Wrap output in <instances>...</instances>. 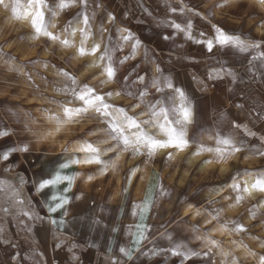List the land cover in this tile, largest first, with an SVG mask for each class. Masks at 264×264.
Instances as JSON below:
<instances>
[{"label":"crops","instance_id":"obj_1","mask_svg":"<svg viewBox=\"0 0 264 264\" xmlns=\"http://www.w3.org/2000/svg\"><path fill=\"white\" fill-rule=\"evenodd\" d=\"M100 2L104 7L95 9L97 19L92 22L93 31L99 26L101 17L105 29L111 27L113 41L119 35L115 31L116 28L128 27L137 38L142 39V47H150L152 53L157 57H162L159 62L165 70V75L169 74L167 69L172 67V64L168 63L169 55L173 62L177 61L178 55L195 56L198 63L190 64L185 61L182 65L177 64L172 75L175 76L179 73L180 83L192 99L194 115L201 125L196 129L197 139L206 147L215 146L214 137L216 135L231 134L237 140L243 138L244 149L229 156L223 163L213 162L211 164H206L203 161L212 160V154L208 152L199 156L192 154L196 150V145H191L182 152L171 150L173 159L167 162L164 157L169 150L158 152L151 161H147V157L132 156L128 153H121L117 159L113 153H106L102 159L107 160L111 156L116 164L115 168L108 169L105 175L107 181L127 182L125 177L129 169L138 166V171L132 177V187L130 189L129 185L122 187L128 190L127 193L122 189L117 192L118 190L111 187L104 195L98 192L93 185H90L89 188L71 191L67 195L69 203L65 205L66 215L63 211H58L51 216H43L42 220L38 219L32 223L30 230L26 231V243L31 244L35 252L31 255L23 251L14 255L0 254V264H112L113 261H116V264H144L143 255L133 251L135 259L130 262L120 253V248L132 247L131 240L139 238L136 225L141 223H146L149 226L148 233H146L147 241L142 242L144 249L160 239L161 235L156 236L158 214L169 210L167 207L172 206L173 198L179 196L178 190L183 188L187 181H191V183L187 184L185 191L180 194L182 204L185 205V198L205 197L197 205L187 202L183 206L182 210L187 212V219L190 222L212 229L213 225L205 224V220L208 219L205 213L208 214L214 208L223 209L221 220H237L239 214H244L246 217L247 212L243 208H237L239 205L228 207L230 203H234V200L224 199L225 196L234 198L236 195L226 187L231 183V180L217 191L201 187V184L206 180L219 179L215 176L214 170L220 164H232V161L237 157L244 158L246 161H248V156L258 157L259 155H254L253 151L256 149L264 151V121H252L246 115H240L238 118L239 128L232 126L233 116H228L227 120L223 122L217 121L219 126L214 123V114L218 116L219 113L213 107L210 97L213 96V89L218 95H224L221 90L226 87L228 81L225 80L223 83L206 81L209 86L205 88L200 81L206 78L208 72L218 65L200 46L186 42L181 34L173 32L169 24L175 21L183 26V22L187 18H191L194 25L193 34L197 38L201 31L210 37L212 25L217 24L229 32H234L237 35L242 34V38L259 40L264 37V4L260 3V0H100ZM49 3H54V0H49ZM21 4L26 5L27 0H21ZM141 4L150 12L146 14L142 11ZM193 5H198V7L193 8ZM215 5L222 6L215 7ZM181 7L185 8V13H181ZM171 8L177 10L172 12ZM188 8L199 11L200 16H194L192 12L187 11ZM76 10V8H72L67 13H60L53 21L59 27L49 30L60 32V27L63 26L66 18ZM107 12H114L117 16L114 25H109ZM125 12L128 13L127 19L124 16ZM31 31L27 22L15 20L11 16L10 9L5 10L0 6V53H6L12 57L11 63L20 68L17 72L8 71L5 58L0 56V130L6 129L10 133L8 137L0 138V148H6L21 141L30 147L28 153H17L13 161L0 162L1 172L7 167L11 168L10 164L19 165L22 161L26 164L25 160L29 159L36 164H43L45 150L49 147L47 142H52L50 147L53 148L55 155L60 159H67L72 155L80 156L81 152H78L77 149L81 141L98 143V138H102V133L97 131L102 127L99 120L90 119V124L85 126L88 129L86 128L83 140L75 138L78 132L74 125L75 121L62 123L60 131H56V126L52 131L53 138L50 141L46 140L44 111H41L44 107L39 105L45 100V83L40 79V76L45 77L52 85L59 86L57 82L61 78L55 74V69L52 67L55 65L73 74L78 83L98 85V80L103 77L100 75L101 69L93 66L94 63H98L96 57L81 58L76 55L73 48L64 49L51 42L45 43L43 38L34 40L31 38ZM168 34L172 35V39L163 40L162 37ZM108 36L109 33L105 32V39H108ZM95 39L99 42V34ZM76 41L78 44V35ZM90 44L91 41H89ZM177 45L180 46L179 50H177ZM53 48L56 49L55 54H53ZM127 51L128 49L125 47L117 55L123 57ZM261 51L264 52V49ZM216 55L220 56L219 50ZM256 55V52H249L221 57V59L228 60L229 67L244 76L246 86L241 85L240 87L244 88L245 95L240 102L245 104L246 110L253 109L254 114L257 109H264V79L261 78L264 75V69L259 67L260 60L249 64L252 57ZM66 58H68L67 63L65 62ZM37 59L48 61L49 66L46 68L40 63H28ZM140 60L141 53L138 52L136 60L129 61L120 69V72L124 73L126 68L132 64L140 63ZM249 67L254 68V73L246 71ZM148 72L149 75H155V64L148 66ZM25 73L31 75L32 82L38 87L33 86ZM252 75L255 77L254 80L249 79ZM193 77L196 79L194 80ZM115 88V84H106L98 90H114ZM29 94H32L36 100L35 109L29 107ZM57 95H59L57 97L59 100L65 99L59 93ZM111 99L121 105L131 103L122 97L113 96ZM234 99H239V97ZM225 110L231 111L233 114L237 112V109L226 98L223 99V106L219 111L224 112ZM245 126L255 135H247ZM89 130L95 132V135H90ZM191 134L192 129H189V135ZM98 146L103 147L104 145L98 144ZM65 148H67L66 152L63 151ZM86 173L94 175L92 169ZM252 178L254 180V177ZM242 180L244 177L241 178V182ZM177 182L180 184L178 185ZM160 186H163L169 195L157 198L156 207L148 215V219L145 221L140 216L134 215L137 212L134 205L141 204L146 197L151 198ZM244 196L248 202L252 201L251 197L246 194ZM210 201H216V203L210 204ZM189 204L193 205L191 209L188 207ZM196 210H200L202 214L195 215ZM22 211L31 212L28 206ZM230 212L233 214L230 215ZM52 219H55L57 223L52 224L50 222ZM61 221H63V225L60 224ZM22 228L25 229L27 226ZM10 230L11 227L7 222H0V244H10ZM73 244L77 245L75 249L72 248Z\"/></svg>","mask_w":264,"mask_h":264},{"label":"snow or ice","instance_id":"obj_2","mask_svg":"<svg viewBox=\"0 0 264 264\" xmlns=\"http://www.w3.org/2000/svg\"><path fill=\"white\" fill-rule=\"evenodd\" d=\"M260 3L264 4V0H260ZM0 6L5 10L10 9L11 16L15 20L25 21L29 24L32 30V39L43 38L45 43L51 42L64 49L73 48L76 55L81 58L86 56L96 57L98 63H94L93 66L101 69L100 75L103 77L98 80V85L78 83L75 76L69 71L62 67L52 66L55 69V74L61 78L57 82L59 86H54V91L64 96L65 99L61 101L49 99V103L58 105L61 109V114L57 115L48 109H42L41 111L48 113L47 118L56 122V131H60V125L64 122L75 121L85 117L97 119L102 125V127L97 129V131L102 133V138H98V143L87 140L81 141L77 151L84 153L83 157L73 156L58 161L57 169L50 174L49 178H41L35 182L34 186L37 192L44 193L45 189L57 187L61 181H66L67 186L62 189V192L67 193L74 177L67 174L64 170L71 165H97L100 175H106L109 168L116 167L111 156L107 160L102 159L106 153H113L117 159H119L121 153H128L132 156L147 157V161H151L158 152L169 150L164 157L165 162H167L173 159L171 150L182 152L191 145H196V150L192 154L194 156H199L204 152L212 154V160L203 161L206 164H211L213 162L223 163L229 156H233L244 149L243 138L237 140L231 134L227 136L222 133L216 135L214 137L215 146L206 147L197 139L196 129L201 127V125L194 115L192 99L180 83L179 73L175 76L172 75L177 64L182 65L185 61L190 64L198 63L195 56L188 54L178 55L177 61L173 62L171 55H169L168 63L172 64V67L167 69L169 74L165 75V70L159 62L162 57H157L152 53L150 47H142V39L137 38L128 27L116 28L115 31L119 35L113 41L111 38V27L105 29L104 21L101 17L99 26L93 31L92 22L97 19L95 9L104 7L100 0H54V3H49V0H27L26 5H22L21 0H0ZM220 6L222 5H215V7ZM140 7L146 14L150 12L142 4ZM195 7H198V5H193V8ZM72 8L77 10L66 18L63 26L60 27V32L50 31V28L59 27L53 21L60 13H67ZM176 10V8H171L172 12ZM180 11L185 13V8L181 7ZM187 11L192 12L194 16H200V12L193 11L192 8H188ZM124 16L127 19L128 13L125 12ZM208 18L210 19L211 17L209 16ZM107 20L110 26L114 25L117 16L114 12H107ZM169 27L173 32L181 34L186 42L200 46L209 55V58L214 59L216 65H218V67H214L208 72L206 78L200 81L205 88L209 86L206 81H217L220 83L225 80L228 81L226 87L221 90L224 95H218L213 89V96L210 97L213 101V107L219 113L218 116L214 114V123H217V121L223 122L227 120L228 116H233L232 126L239 128L238 118L240 115H246L252 121H264V109H257L254 114L253 109L249 108L246 110L245 104L240 102L245 95L244 88L240 87L241 85L246 86L244 76L239 75L234 69L229 67L227 59H221L222 56L227 57L229 54L256 52L257 55L252 57L249 64L251 65L253 61L260 60L259 67L264 69V52L261 51L264 49V37L259 40L248 37L242 38V34L237 35L234 32L227 31L220 25L213 24L210 37L207 33L201 31L199 38H197L193 34L194 25L191 18H187L183 22V26L181 23L173 21L169 24ZM105 32L109 33L108 39H105ZM97 34L100 36L99 42L95 39ZM77 35L79 37L78 44L76 41ZM162 39L168 41L172 39V35H164ZM89 41H91L90 45ZM125 47H127L128 51L123 57H119L117 53L123 51ZM176 47L179 50L180 46L177 45ZM217 50H219L220 56L216 55ZM52 51L55 54L56 49L53 48ZM138 52L141 53L140 63L130 65L125 69L124 73H121L120 69L122 67L127 65L129 61L136 60ZM0 56L5 58L8 71L17 72L20 70L19 66H14L11 63L13 58L8 54L0 53ZM65 62H68V58L65 59ZM28 63H40L46 68L49 66L48 61L38 59ZM151 64H155V75H149L148 66ZM246 71L254 73V68L249 67ZM25 75L32 82L31 75L28 73H25ZM261 78L264 79V75ZM40 79L46 85L49 83L43 76H40ZM193 79L195 80L196 78L193 77ZM249 79L254 80V75L250 76ZM32 83L34 87H38L34 82ZM106 84H115L116 88L114 90H98V88H103ZM113 96L122 97L131 101V103L121 105L112 102L111 98ZM237 96L239 99H234ZM225 98L237 109L235 114L228 110L219 111ZM217 126H219V123H217ZM189 129H192L191 135H189ZM245 131L249 136L255 135V133L247 130L246 126ZM89 134L95 135V132L89 130ZM9 135L8 130H0V138H6ZM98 144L104 146L100 147ZM29 151V145L22 141L6 148H0V162L8 163L14 160L17 153L25 154ZM63 151L66 152L67 148L63 149ZM253 154L264 157V151L259 149L254 150ZM13 166V164H10V167ZM137 171L138 166L129 169L125 177L129 184L132 183V177ZM86 175L88 180L94 179V176L90 173H86ZM242 177H254V180L251 183L247 180L241 182ZM226 187L236 193L234 198L230 196L224 197L226 200H234V203L228 205L230 208L238 205L245 198L244 194L250 195L252 192L264 194V169L241 170L238 168L231 177V183L227 184ZM215 190L217 189L214 188L213 191ZM122 191L127 193L128 190L122 188ZM45 195V203H47L49 214L57 213L58 211H63L65 215L67 214L65 205L69 203V198L66 195L57 196L50 193ZM168 195L169 193L165 191L163 186H160L151 198L146 197L141 204L134 205L137 208V212L134 215H138L142 220L146 221L148 215L156 207L157 198ZM209 203H216V201H210ZM258 204L264 205V199L259 200ZM188 207L191 209L193 205L189 204ZM253 207H256V205H253ZM222 211V208L211 209L208 212L210 219H206L205 224L215 222L220 225L222 231L232 234L248 231L238 220L221 221ZM248 212L251 216H255V212L252 209H249ZM201 214L200 210H196L195 215L200 216ZM175 215H179V207L175 209ZM37 219L42 220L41 217H37ZM50 222L52 224L57 223L55 219ZM177 223H186V221L181 219ZM60 224L63 225V221ZM136 228L139 238L131 240V248L122 247L119 250L130 262L135 259L133 255V251H135L139 255H150L152 258H156L157 264H168L169 260H171L172 264H195L197 261H204L215 255L223 257L220 264H239L238 257L231 252L224 251L221 247L222 242L209 235L211 231L209 228L201 230L199 225H192V231L199 233L194 238L203 244L205 250H197L185 242H176L169 233L165 232L161 234L160 239L167 237L169 245L164 247L156 244L149 252L145 251L142 243L147 241L146 233H148L149 226L146 223H141L136 225ZM113 230L115 231V229ZM253 239L256 238L253 237ZM232 243H235V241ZM261 246L264 247V244ZM76 247L77 245H72L73 249ZM244 247L247 246L244 245ZM249 255L257 256V253L250 251ZM161 256L163 260L159 259ZM112 264H116V261H113ZM258 264H264V254L258 255Z\"/></svg>","mask_w":264,"mask_h":264},{"label":"rangeland","instance_id":"obj_3","mask_svg":"<svg viewBox=\"0 0 264 264\" xmlns=\"http://www.w3.org/2000/svg\"><path fill=\"white\" fill-rule=\"evenodd\" d=\"M45 56L47 57L48 55ZM58 96L59 95H57L56 91H54V85L49 82L47 85L45 84V100L39 105L43 106L44 109H48L52 113L59 115L61 114V109L58 105L55 103H49V99H55L57 101L64 100H59L57 98ZM28 102L29 107H34L35 109L36 100L33 98L32 94H29ZM47 115L48 113L44 112L46 140L50 141L53 138L52 131L56 128L57 124L54 120L48 119ZM90 122V118L75 120L74 125L78 131L75 138L79 140L84 139L87 128L85 126L90 124ZM47 144L49 147L45 150L43 164H36L29 159L25 160L26 164L22 161L19 165H14L11 168L7 167L2 172L0 171V210L3 209L0 211V222H7V224L11 227V234L9 238L10 244H0V254L7 253L14 255L15 253L23 251L31 255V253L35 252L33 246L26 243L25 234L26 231L30 230V225L38 220L37 217L52 215L47 211L45 194L50 193L57 196H67L75 189L85 187L89 188L90 185H93L98 192L106 195L107 190L111 189V187L115 188V190H118L117 192H119L123 186L129 185L130 189L133 185V181L131 184L123 181H107L105 175H100L97 165H71L68 169L64 170L67 174L74 177L72 185L67 193L62 192V189L67 186L66 181H61L57 187L45 189L44 193H39L35 189V182L41 178H49L50 174L57 169L58 161L63 160L54 154L53 148L50 147L52 142H47ZM83 155L84 153L80 154L81 157H83ZM73 156L75 155L70 157ZM238 168L241 170L264 169V158L260 156H248V161H246L244 158L237 157V159L232 161V164H220L218 168L214 170L216 172L215 176L219 179L206 180L205 182H202L201 187H205L210 190H213L214 188L217 190L221 189L230 182L231 177ZM91 169L94 174V179L88 180L86 172H90ZM243 181L244 180H242V182ZM190 183L191 181L185 182L183 188L178 190L179 196H175L173 198L171 203L172 206L167 207V209H169L168 211L158 214L156 236L159 237L162 233L167 232L176 242H185L197 250H205L203 244L194 238L195 235H198L199 233H194L192 231V225L198 224L190 222L187 219V212L182 210L183 206H185L187 202L197 205L205 199V197H189L185 198V205L184 203L182 204L180 194L185 191L186 185ZM177 184L179 185L180 182H177ZM246 195L251 197L252 201L248 202V199L244 198L238 204L239 206L237 208H243L247 214L246 217L244 214H239V218L237 220L243 224L248 231L240 234H232L227 231H222L220 229V225L213 222L211 224L213 225V228L209 232V235L213 236L217 241L222 242L221 247L224 251L231 252L238 257L239 264H258V255L264 254V247L261 246L264 244V205L258 204V201L264 199V194L258 193L256 197H252L249 194ZM253 205H256V207H253ZM26 206H28L31 212L22 211L26 209ZM177 207H179L178 216L175 215V209ZM4 209H6V211H4ZM249 209H252V211L255 212L254 217L249 214ZM231 214L233 213L230 212V215ZM205 216L210 219L208 214L205 213ZM181 219L185 220L186 223L178 224L177 221ZM23 226H27V228L24 229L22 228ZM199 227L201 230L206 228L201 225H199ZM253 237L256 239H253ZM233 241H235V243H232ZM156 244L167 247L169 245V240L167 237L164 239H157L153 245L150 247L147 246L145 251L149 252ZM244 245L247 247H244ZM250 251L257 253V256L249 255ZM143 258L145 260L144 264H157L156 258H152L150 255H143ZM159 259L163 260V257L161 256ZM222 259L223 257L215 255L207 260L197 261L195 264H220ZM168 264H172L171 260L168 261Z\"/></svg>","mask_w":264,"mask_h":264},{"label":"bare ground","instance_id":"obj_4","mask_svg":"<svg viewBox=\"0 0 264 264\" xmlns=\"http://www.w3.org/2000/svg\"><path fill=\"white\" fill-rule=\"evenodd\" d=\"M244 180H247L249 183L252 182V177H244ZM252 197H256L258 195V192H252L250 194Z\"/></svg>","mask_w":264,"mask_h":264}]
</instances>
